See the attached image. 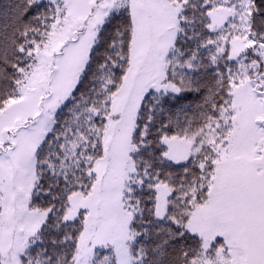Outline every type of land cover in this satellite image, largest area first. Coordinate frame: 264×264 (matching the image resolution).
I'll list each match as a JSON object with an SVG mask.
<instances>
[{
  "label": "snow or ice",
  "instance_id": "obj_1",
  "mask_svg": "<svg viewBox=\"0 0 264 264\" xmlns=\"http://www.w3.org/2000/svg\"><path fill=\"white\" fill-rule=\"evenodd\" d=\"M0 264H264V0H0Z\"/></svg>",
  "mask_w": 264,
  "mask_h": 264
}]
</instances>
